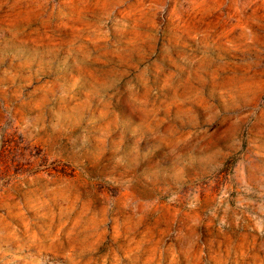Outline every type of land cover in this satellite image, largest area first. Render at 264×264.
<instances>
[{
  "label": "rangeland",
  "instance_id": "374dc122",
  "mask_svg": "<svg viewBox=\"0 0 264 264\" xmlns=\"http://www.w3.org/2000/svg\"><path fill=\"white\" fill-rule=\"evenodd\" d=\"M0 264H264V0H0Z\"/></svg>",
  "mask_w": 264,
  "mask_h": 264
},
{
  "label": "trees",
  "instance_id": "16d2710c",
  "mask_svg": "<svg viewBox=\"0 0 264 264\" xmlns=\"http://www.w3.org/2000/svg\"><path fill=\"white\" fill-rule=\"evenodd\" d=\"M4 151L9 152L10 150H4Z\"/></svg>",
  "mask_w": 264,
  "mask_h": 264
}]
</instances>
